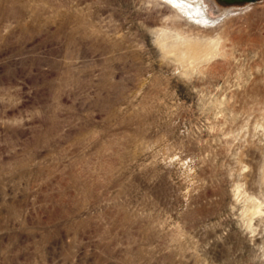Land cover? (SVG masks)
<instances>
[{
	"label": "rangeland",
	"instance_id": "1",
	"mask_svg": "<svg viewBox=\"0 0 264 264\" xmlns=\"http://www.w3.org/2000/svg\"><path fill=\"white\" fill-rule=\"evenodd\" d=\"M0 264H264V0H0Z\"/></svg>",
	"mask_w": 264,
	"mask_h": 264
},
{
	"label": "bare ground",
	"instance_id": "2",
	"mask_svg": "<svg viewBox=\"0 0 264 264\" xmlns=\"http://www.w3.org/2000/svg\"><path fill=\"white\" fill-rule=\"evenodd\" d=\"M171 17L174 18L173 15ZM175 21V20H174ZM173 22V19L172 21ZM170 22V23H171ZM164 25V24H163ZM176 29L173 39H175L173 43L168 44L167 39L169 36V32L172 26H170V30L168 29L169 32H167L166 29L160 28L159 30V42L160 45L166 50V52H171L173 53L178 60L180 61H187V62H196L200 61L203 59H207L214 51H216V43L212 44H206V45H201L198 44L197 42H194L192 40L186 39L185 36L182 35V32L179 30L178 24H172ZM162 27V26H161ZM169 27V26H168Z\"/></svg>",
	"mask_w": 264,
	"mask_h": 264
}]
</instances>
